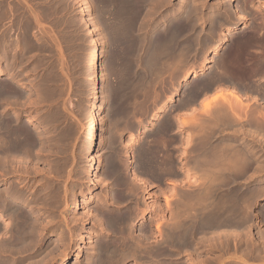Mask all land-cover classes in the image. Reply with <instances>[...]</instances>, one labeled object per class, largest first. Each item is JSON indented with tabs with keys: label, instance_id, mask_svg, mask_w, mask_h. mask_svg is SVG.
<instances>
[{
	"label": "bare ground",
	"instance_id": "obj_1",
	"mask_svg": "<svg viewBox=\"0 0 264 264\" xmlns=\"http://www.w3.org/2000/svg\"><path fill=\"white\" fill-rule=\"evenodd\" d=\"M79 1L82 4L81 5L82 11H83V14L85 16L84 19L87 21L93 20L91 22L92 24L89 25V27L87 29V33H86L87 37H86L85 43L88 46V48H90L93 51H96L95 57H94L95 77L97 80V85H98V89H99V93H100L99 96L102 97L104 100H106V96H107L106 95V88H107L106 84H108L107 83V81H108L107 80V71L108 70H107L106 65H105L104 54H103V52H101L97 48V45L99 43V41H98L99 38H96V36H95L96 30L98 29V26L96 25L97 22L95 21L96 19H94V15L92 14L91 2H89L87 0H78V2ZM180 1H181L180 7L178 6L177 8H173L171 6L172 4L170 5L169 0H119V4H120L119 9L121 12L119 10H118V12H119V15L121 14V29H120L121 30L120 31L121 32V40H120V44L119 43L118 44L120 45L121 56L120 55H118V56L122 57V59L121 58H119V59H121V61L123 60V63L126 64V66H127L133 60V59L131 61L129 60L132 56V54L130 55V53L134 52L133 53L134 65L135 66L141 65V66H145L148 68V74L147 75H148L149 82H151L152 85L157 86L158 83H163L164 85H168L170 88L172 87L171 90L168 88L170 90L169 92H165V93H167V95H165L164 99L161 100V98L159 96V98H160L159 103L158 104L155 103L156 107L153 109L154 111L152 113V118H151L150 122H152V120H155L156 117L160 113L166 112L167 109L169 110L168 103L170 101H172L176 97V95L179 93L178 86L174 85V87H173V83L184 82V81H187L189 78H192L194 80V82L191 85H186L187 87L185 88V91L183 90V96H181L182 94L179 93L180 96L183 98H180V100L178 102H176L175 106H174V104H172L174 107L165 113L166 115H164V118H162L163 121L161 123L159 122L160 124L158 123L159 125H157V127L155 126L156 128L153 129V134L151 132V134L153 135V136L152 135L151 136L153 137V139H155L156 143H155V141H154V144L152 143L153 148L150 147L151 149L149 150L148 156L145 155L146 157L145 156L143 157L141 155L142 156L141 157L139 155L140 152H137L138 155L140 156V157L139 156H137V157H139L141 159L146 158V161L145 160L143 161V163L145 162L146 166L144 167V165L141 164V162H139L140 163V164H138L139 170L142 171L143 173L149 172L147 175L152 174L157 179L162 180V181L165 180V177H168V178L170 177L171 180L169 183H170L171 187H168L167 185H165V187L162 186L163 187L162 188L160 186L161 190H160V192H158V194L150 193V195H147V196L144 195V197H142L143 193H141V192L146 191V189H145L146 185H147L146 181L142 180V179H138L136 181L137 183L136 182L132 183L133 180L130 181L128 179L127 173L125 174L124 168H126V166L122 167V165H123L122 164L121 167H118L116 165V168H115V164H114L113 165L114 168L116 170L118 169V171H116V170L115 171L118 172V174H121L122 175L121 177H123L120 180L118 178L119 175L115 176V177H117L118 180H120V183H118L116 185L118 188L116 191V194L114 193L115 194L114 196L111 194L114 197L113 200H114L115 205L112 207L108 206L109 207L108 208L107 203H105L103 200H100L101 201L100 202V208H98L96 210V215L98 216L97 219H99L98 220L99 224H97L98 231L95 232L94 235L90 236L92 246H91V249L89 248L90 250L87 249V251L89 250L88 252L86 251L87 253L83 254V255L86 254V257H85L84 263H82V264H121L123 261H125L129 258H132L133 260L135 259L136 261H138L137 259H139V261H141L143 263H147V264H172L171 261L173 259L171 258V252L175 251V253H177L178 250H180L181 248L183 250V248L185 249V247L186 248L189 247L192 251H193V249L195 250L197 248H201L202 252H207V253H211L213 251H218L217 252L218 254L214 253L216 255L214 258L211 259V261H213V263L215 262L214 260H216L218 262V264H224V260L230 259V258L234 262L240 261L243 264H248V263H246L247 259L242 258L243 256H247V255H250V256L253 255L252 256L253 259H254V257H257L256 259L260 258L261 260H264V229L261 228L262 227L261 223L264 222V185L263 186L260 185L259 188H257V186H256L255 188H257V189L247 187V183H250V182L254 181V179H255L252 176L258 174L259 171L261 172L262 168L264 167L263 166L262 168H259V167H261V165H260L261 163L258 164L257 166H256V164H255V166L253 165V160H254L253 159V152H254L253 150L254 149H252V151H250L251 149L249 150V148H251L254 145V143L255 144L257 143L258 137H261L262 140H264V136L262 135V134H264V59L259 58L260 59L259 62H257L256 65L254 64L252 66L251 63L253 61L251 60L250 57H249L250 58L249 60H251L252 62L249 61V63H245L244 61H246V60L244 59V61L242 60L244 63L242 61H241L242 63H239L240 62L239 60H241L240 58H238L240 53L237 54L233 50H231L233 52H230V49H229L230 53L229 52L223 53L221 51L223 54H219V56H218V53L220 52L221 47H223L222 45H223L224 37H221L220 39L216 37L217 38L216 39V38H214V34L217 33V30L220 31L219 29L223 27L225 21H231L230 20V18H231L230 14L227 16L226 15L222 16V13H221V12L226 13V11H228L229 9L231 10V8L226 6L227 3L225 4V6H222V9H224L223 11L219 10L220 13L218 11V13L217 12L214 14L212 13V14H209L210 15L209 17L207 16L206 21H208V23H209L208 27H209V31H210V37L209 38H201L199 35V31H198V34H196L195 36H193V34L196 31V28L201 25V22L203 23V21H205V20H203V17H197L198 14L195 17V13H197V12L194 13V11H196V9L194 10V9H192V7L190 8V6H189L190 4L188 3L190 0L189 1L188 0H180ZM220 1H222V0H220ZM222 2H220V3H222ZM220 3H218V4H220ZM196 5H197V3H196ZM228 5H229V3H228ZM246 8L244 7V9H246ZM260 8H263V7H260ZM191 9L194 10L192 12V14L194 16L191 14ZM198 9H200V8H198ZM258 9H259V6L257 8V12L259 10H261V9H259V10ZM230 10L228 12H230ZM247 10H249V9H247ZM242 12L243 11H241L239 13H242ZM246 12H248V11H246ZM263 13H261V14H263ZM258 14L260 16L259 12H258ZM257 15L256 16L252 15L255 17L254 21H256V19L258 18L259 22H256L257 24H255V25L252 24L253 28H251V30L252 29L253 30L258 29V31L260 32V30L264 29V16H260L261 17L260 18V17H257ZM248 16H249V14H248ZM232 17H233V14H232ZM254 17H253V19H254ZM233 18L235 19V17H233ZM258 19H257V21H258ZM128 21H129V24L127 23ZM252 22H253V20L251 21V23ZM229 24L230 25H228L227 27L225 26L226 27L225 29L228 31H234L237 28H239V26H240L239 23L236 21H231V23H229ZM254 27L256 29H254ZM243 28H245V27H243ZM199 29H200V27H199ZM245 29L247 30V28H245ZM206 32H208V31H206ZM255 33H256V31H255ZM206 34H208V33H206ZM258 35H259L258 39H260L261 37L264 38V36L262 35L261 32ZM260 35H262V36L260 37ZM222 36H225V35H222ZM207 37H208V35H207ZM213 38L216 41H212V40H214ZM253 38H255V37H253ZM247 40H250V39L248 38ZM251 41H252V39H251ZM262 41H263V39H262ZM211 42H214V43H212V45H211L212 47L210 48L211 53L213 54V56H217V57H215L216 58L214 61L215 63L214 62L212 63L213 65L214 64L215 65L210 66L211 68L213 67L212 70L206 72V70H204L206 65H203L204 68H202V66L198 69H194V67L191 68V64H192V66H194L193 65L194 63H192L191 60H193L194 58H197V60H199L200 55H201L200 58L203 57L201 60L202 64H206V62L208 60H207V57L205 56V53H204V55H202L203 53L201 51L204 52V50H201V49L203 48V45L205 48V46H209L211 44ZM245 43H246V41H245ZM248 43H247V45H249ZM263 44H264V42L262 43V45ZM199 47H201L200 48L201 51L198 49ZM257 48H258V46H257ZM255 49H253V50H255ZM258 52H259V49H258ZM249 53H250V51H249ZM261 53L259 54V53L253 52V54L263 55ZM242 54L244 56L248 55L246 53L244 54V51ZM249 55H251V54H249ZM191 56H193V58L190 60L191 64L189 66V64H187V62ZM1 57L2 56H0V63H1ZM257 58H258V56H257ZM257 61H258V59H257ZM193 62H194V60H193ZM185 64H187L191 69L184 71L185 70V67H184ZM195 64H196V61H195ZM124 67H125V65H124ZM207 68H208V66H207ZM122 71H123V69H122ZM1 74H2V71L0 69V75ZM144 75H145V77H147L146 74H144ZM133 78H134V76H133ZM141 79H139V81ZM143 80H145V79H143ZM145 82L148 83L147 81H145ZM145 82L143 84H141V82H139V83L141 85H144ZM139 83H138V87L140 86ZM109 84H110V82H109ZM149 84L150 83H148L146 85L149 86ZM222 85H226L225 86L226 88H227V86H231L230 87V89L232 88L231 91L230 92L228 91L230 96L228 97L227 96L228 94L224 93L223 91H220L219 94H217L219 91L217 93L215 92L216 93L215 96H213L212 99H210V101H206L204 103V107L202 106L203 108L198 109V111L199 110L203 111V112H201L203 114V117L200 120L197 119V118H199L198 115H196L198 117L192 116V117L187 118V119H182V118H186V117L180 118V116H179V115H181L180 111H179V114L178 113L175 115L170 114V112L173 111L175 108L178 110H180L181 108H186V106L188 108V106L193 104L191 102L193 98L199 96L200 94H203L207 90L213 89V91H214L215 87L219 88ZM136 86L137 85H135L134 87H136ZM184 86L185 85H183V87ZM6 87L8 89V86H5V84L3 82H0V97L4 96L5 93L8 92V91L6 92V90H5ZM240 87L242 88V91L247 90L248 92H242L240 89H238ZM139 88L138 89L135 88L132 91H135L137 93V92H139L138 91ZM166 88H167V86H166ZM226 88H225V90H226ZM158 89H160V88L158 87ZM153 90H154V88H153ZM156 90H157V88H155V91ZM150 91H152V90L150 89ZM165 91H166V89H165ZM215 91H217V90H215ZM252 92L256 93V94H254V96L256 95L257 97H259L258 101L255 100L256 101L255 105H254V101L252 102V104L254 106H252V104L250 105L251 101L249 102L248 99H246L247 97L253 98L250 96ZM10 93H11V91H10ZM131 93H132V96L135 95V94H133V92H131ZM150 93H153V91ZM207 93L208 92H206V94ZM249 93H250V95H249ZM8 94H7V96L10 95V94L9 95ZM156 94H158V90H157ZM159 94H161V93H159ZM164 94H161V95L163 96ZM158 95H154V96L156 97ZM10 96L12 97V95H10ZM205 96L206 95H204V98H205ZM3 100H5V99H3ZM153 100H155V99L153 98ZM156 101H158V100H156ZM142 103H143V101H142ZM201 103H202V101H201ZM1 104L3 105V102H1ZM1 104H0V107H1ZM123 104H125V103H123ZM169 105H170V103H169ZM99 108L102 112H104L103 104H101ZM123 109H125V108H123ZM192 109H194V108L192 107ZM127 113H128V111H127ZM129 113H131V112H129ZM183 113L184 112H182V116H183ZM132 114L133 113H131L130 115H132ZM198 114H200V112ZM132 117H133V115H132ZM161 117H163V116H161ZM100 118H102V117H100ZM5 119L7 121V118H5ZM9 119H10V117H9ZM2 120H1V122L5 121V120H3V121ZM128 121H129V119H128ZM130 121H129V123H130ZM1 122H0V124L2 125ZM129 123L127 125H130ZM132 124H133V122H132ZM132 124L130 126H132ZM184 125L186 127L188 126V128H192L191 131L188 134H186L187 136L184 135V136H186V138L184 137L186 140L185 142H187V141L189 142V140L193 141L195 139L194 140L195 143L193 145L191 144L192 150L190 149L191 147L190 148L188 147L190 149V151L186 150V151H189L187 154V156H189V157L188 158L185 157L187 159V161L184 158L185 163L177 165L179 160L177 158V156H178L176 154L177 152H175L174 149H172L174 146H172V148H170V149H167L168 151L163 152L162 155L161 154L158 155L160 153L158 149L161 147L160 149L164 150V149H166L165 147H167L166 143H169L168 145H170V143H174V141H176V140L183 142V136H181L182 134H180V133L183 130ZM191 125H193V127ZM20 126H22V125H19V127ZM5 128L8 129L7 125ZM175 128H177V130L173 131V133H172V134H174V136L170 137L169 134L172 135L170 132L172 131V129H175ZM1 129H3V128L1 127ZM1 129H0V131H2V132H0V142H2V145L0 143V169L2 168L1 169L2 172L0 171V173L2 175V173L6 174V172H3L6 170V169L3 170L4 166H6L5 164L6 163H8V164L13 163V162L9 163V161L7 160V159H11L10 158L11 155L8 156L9 158L7 157V154L8 155L11 154V153H8V150L9 149L11 150L12 148L13 149L16 148L19 145V142L22 138L20 137L21 133L19 136L17 134H15L16 131H17V133L19 132L18 129L16 131H14L15 129H13V131L15 133L13 131H10V130H9L10 132H7V130H1ZM98 129H99V120L96 117H92V119L89 123V126H88V136H87V141H86V151L87 152H93L96 149ZM126 129H127V126H126ZM11 130H12V128H11ZM25 130L26 129H24V131ZM138 130H139V128H138ZM20 132H22V131H20ZM24 134L22 133V135H24ZM26 134L28 135V133H26ZM27 135L25 137H28ZM256 136H258L257 139L255 138ZM8 137H9V139H8ZM19 137L21 139L18 141ZM25 137L23 136V139L21 141L26 140L27 138H25ZM149 139H151V138H149ZM248 139L253 141L254 143L248 144L247 143ZM157 140H159V142L161 144L159 142L157 143ZM151 141L153 142V140H151ZM151 141H150V143H149V141H147V142L149 144H151ZM192 141H191V143H192ZM26 142L28 143V140H26ZM31 142H32V140H31ZM188 142L186 143V145L188 144ZM144 144H145V142H144ZM22 145L23 144H21V142H20V146H22ZM189 145H190V143H189ZM20 146H19V149H20ZM24 146L25 145H23L22 147L24 148ZM176 146H178V145H176ZM38 147H40V146H38ZM139 147H138V150H140L144 146H141L140 149H139ZM146 148H145L146 153H144V154H147ZM184 148H186V147H184ZM38 149L41 150V148H38ZM122 149H120V150H122ZM24 150H28V149H24ZM138 150L136 149V151H138ZM24 152H26V151H24ZM157 152H158V154H157ZM33 153H34V151H33ZM20 154H19V159L21 156ZM26 154L28 155V153H26ZM121 154H122V152H121ZM184 154H186V153L184 152ZM17 155H14V156H17ZM158 156H160V157L164 156V158L161 157L162 158L161 159ZM181 157H183V156H181ZM14 158H16V157H14ZM28 158H29V156H28ZM136 159H138V158H136ZM16 160H17V158H16ZM22 160H23V158H22ZM22 160H21V162H22ZM27 160L28 159H26V161ZM12 161H14L13 158H12ZM138 161H140V160H138ZM257 161H256V163H258ZM120 164H121V161H120ZM124 164H126V163H124ZM17 165H19V164H16V166ZM135 166H137V165H135ZM23 167H24V165H23ZM33 167H34V165H33ZM135 168L137 169V167H135ZM15 169H13V170H15ZM22 169H25V167ZM22 169H21V171H22ZM258 169H260V170L258 171ZM48 170H50V169H48ZM51 170L49 172L53 171V170L52 171ZM111 170H112V172H114L112 168H111ZM249 170H251V171H249ZM18 171H20V170H18ZM39 171H41V170H39ZM248 171H249V173H247ZM25 172H26V169H25ZM13 173H14V171H13ZM108 173H110V172H108ZM22 174H24V173L22 172ZM7 175H8V172H7ZM143 175H145V174H143ZM259 175L260 174H258L257 176H259ZM29 176H30V174H29ZM111 177H112V175H111ZM126 177H127V179H126ZM242 177L245 179H243ZM107 178H110V177H107ZM129 178H131V177H129ZM113 179H115V178H113ZM132 179H134V178H132ZM12 180H13V178H12ZM14 180L16 181L17 179H14ZM30 181H32V180H30ZM37 181H38V179H37ZM184 181L188 182L189 183L188 185H191V186H189L190 188L184 187V186H187V183L184 184L185 183ZM261 181H262V179L259 178L255 182L257 184V182H261ZM8 182H9V180H8ZM114 182H116V181L114 180ZM16 183H18V182L16 181ZM22 183H24V182H22ZM22 183H21V185H22ZM111 183H112V181H111ZM9 184H10V182H9ZM35 184H36V182H35ZM42 184H43V182H42ZM44 184L47 185V183H44ZM115 184L116 183H114V185ZM142 185H143V187H142ZM48 187H47V189L46 188L45 189L49 190ZM58 187L59 186H57V188ZM112 187H114V186H112ZM251 187H254V186H251ZM142 188H143V190H142ZM26 190H27V188H26ZM42 190L43 189H41V191ZM42 193H44V192H42ZM139 193H141V196L139 195ZM259 193L261 194V197L259 199H257V196ZM31 194H33V193H31ZM52 194H54V193L52 192ZM61 194H63V193H61ZM25 195L26 194H25L24 189H22L21 187H18L17 184L16 185L13 184L10 187H8V186L6 187L4 180L0 181V242H1V246L5 249L8 248V249L17 250V244H19V243H21L22 245H26V246L30 245L31 246V244H33L37 241L40 231L44 232V231L50 229L49 224L41 223V215H40L39 209H38L39 205L43 206L44 208L47 205H49L48 204L49 201H47L49 199L48 198L49 196L46 197L48 194L46 195V193H45V194H40L37 196H35V194H33L32 196H29L28 194H27V196H25ZM139 196L143 198L142 202L139 201ZM53 197L55 199V196H51L50 199L53 200ZM151 197L153 198L152 201L150 200ZM161 198L163 199L162 202H161ZM133 199H135V201ZM147 199H149L150 201H148ZM109 200H111V199H109ZM80 201L82 202V204H84V203L87 204L89 202L88 197H86V196H83ZM108 202L111 203L112 201L111 202L108 201ZM52 203H50V204L52 205ZM55 203L57 205V201L54 202V204ZM120 203H123V204H120ZM140 204H141V207H140ZM258 206L260 208L263 207V209H258V211L256 212L253 207H258ZM69 207H70V205H69ZM94 208L92 207V209H94ZM50 212H51V210H50ZM86 213L88 214V212H86ZM139 214H141V216H138ZM83 216H85V214ZM136 217H139V224H138L139 227H137V229L134 226ZM65 220H66L65 225H67V223H71V222H68L69 218H66ZM74 220H70V221H74ZM77 220H75V221H77ZM52 226H53V224L51 225V227ZM82 226L83 225H81V227ZM254 226H257L256 231H254V229H253ZM68 228H69V226H68ZM68 228H67L68 232L61 236L62 239L60 240V243H62V244H65V242H63V240L69 236L70 231L68 230ZM61 231H63V230H61ZM199 233H201V235ZM60 234H62V233H60ZM78 234H80L79 231L78 232L75 231L73 234L74 235V240H73L74 249H73V251H76V250L80 251L81 250V246H82L80 244L81 238L78 237ZM255 236H256V239H261V240L256 242ZM52 244H54V242ZM58 246H59V244H58ZM3 248H2V251H3ZM68 248H69V246H68ZM231 248L233 249L232 255L226 256L227 254H229V251ZM188 250H185V252ZM196 251H198V250H196ZM238 251H239V255H237ZM55 253H56V251H55ZM42 254H43V252H42ZM49 255H51V254H49ZM193 255H195V254H193ZM241 255H243V256H241ZM203 256L202 257L200 256V257L203 258ZM207 256H208V254H207ZM42 257H44V256H42ZM172 257H174V256H172ZM200 257H198V258L202 264H204L206 261L209 260V259L208 260L206 259V261H205L204 259H200ZM204 257H206V256H204ZM0 258H2V257H0ZM49 258H48V260H49ZM208 258H209V256H208ZM23 259H26V258H23ZM188 259L189 258H187V262H188ZM194 259H189L190 261L187 264H193L195 262ZM253 259H250V260H253ZM260 259H259V261H260ZM37 261H39V260H37ZM40 261H41V259H40ZM175 261H172V262H175ZM177 261L179 262V260H177ZM183 261H185V260H183ZM43 262H45V261H43ZM68 263H69L68 257L65 256V257H63V259H61V261H59L58 264H68ZM132 264H134V263H132ZM136 264H137V262H136ZM177 264H182V262L177 263Z\"/></svg>",
	"mask_w": 264,
	"mask_h": 264
},
{
	"label": "rangeland",
	"instance_id": "obj_2",
	"mask_svg": "<svg viewBox=\"0 0 264 264\" xmlns=\"http://www.w3.org/2000/svg\"><path fill=\"white\" fill-rule=\"evenodd\" d=\"M87 1L91 2L92 14L94 15V19H96L95 20L97 22L96 25L98 26V29L96 30V33H95L96 38H99L98 39L99 43L97 45V48L101 52H103L104 57H105L104 58L105 59V65H106V68L108 70L107 71V80H108L107 83L108 84H106V87H107L106 88V95H107L106 100H104L102 97L99 96L100 93H99V89H98V85H97V80L95 77L94 57H95L96 51H93L90 48H88V46L85 43V40L87 37V34H86L87 29H88L89 25L92 24L91 22L93 20L87 21L84 19L85 16L83 14L82 6H81L82 4L80 1L78 2V0H0V52H1L0 56H2L1 57V63H0V69L2 71V74L0 75V80H1L0 82H3L5 84V86H8V89H7V87L5 89L6 92L7 91L8 92L5 93L4 96L0 97V104H1V102H3V105H4L3 106L1 104V107H0V109H1L0 115L3 117L2 118L0 116V122L2 119L5 120V121L2 120L3 122H1V123L3 126L0 124V129L2 127L3 129H1V130H7V132L13 131V129H15L14 131H16L18 129L19 134L17 133V131H16V133L14 131L13 132L15 134H17L18 136L21 133L20 137L22 139H23V136L25 137L27 135L26 133H28V135H27L28 137H25V138H27L26 140H28V143L26 142V140L21 141L22 139L20 137L18 138V141L21 139L20 140L21 144L25 145L24 148L22 147L23 145L20 146V142H19V145L16 148H14V149L12 148L13 150L12 149L8 150V153H11V154H9V155L7 154V157L11 155L10 156L11 159H7V160L9 161V163L10 162H13V163H10V164L6 163L5 164L6 166H4L3 170L4 169H6V170L3 172H6V174L2 173V175H1V173H0V179H1L0 181L4 180L6 187L7 186L10 187L13 184L14 185L17 184L18 187H21L22 189H24L25 194H26L25 196H27V194L29 196H32L33 194H35V196H37V195L46 193V195L48 194L46 197L49 196L48 197L49 199L47 201H49L50 203H52L57 198L54 201V202L57 201V205H56V203L54 204V202L52 203V205L48 202L49 205H47L45 208L43 206H40V205L38 206L39 207L38 208L39 213L41 215V223L49 224L50 229H48L44 232L40 231L38 239L35 243L31 244V246L30 245L29 246L22 245L21 243H19L20 245L17 244V250H15V249L3 248L1 246V242H0V247H1L0 248V257L3 258V259L0 258L1 264L2 263L3 264H29V263L30 264H58L59 261H61V259H63V257H65V256L68 257V260H69L68 264H72V263L73 264H82V263H84L86 254L85 255H83V254L87 253L91 249V246H92L90 236L94 235L95 232L98 231L97 224H99L98 223L99 219H97L98 216L96 215V210L98 208H100V202H101L100 200H103L105 203H107V207L108 206L112 207L115 205L114 200H113L114 199L113 196L116 194V191L118 189L116 185L118 183H120V180L123 178V177H121L122 176L121 174H118V172H116V171H118V169L117 170L115 169L116 165L118 167H121L122 164H123L122 167L126 166V168H124L125 174L127 173L128 179L130 181L133 180L132 183H135L138 179H142V180L146 181V183H147L146 188H145L146 191L141 192V193H143L142 197H144V195H146V196L150 195V193L158 194V192H160V190H161L160 186L165 187V185H167L168 187H171V185L169 183L171 180L170 177L169 178L165 177V180L162 181V180L157 179L152 174L147 175L149 172L143 173L142 171H140L138 164H140L139 162H141V164H143L145 167L146 164H145V162L143 163V161L144 160L146 161V158L141 159L139 157L141 155L143 157L145 155L148 156L149 150L151 148H153L152 143L154 144V141H155V139H153V137H152L153 136L152 135L153 129H155L157 127V125H159L163 121L162 118H164V115H166L165 113L168 112L170 109H172L175 106L176 102H178L180 100V98H183L181 96H183V90L185 91V88L187 87L186 85L193 84L194 80L192 78H189L187 81H184V82L173 83V87H174V85L178 86L179 93H181L182 95L180 96V94L178 93L176 95V97L172 101L169 102L170 105L168 103L169 110L167 109L166 112L160 113L161 114V115L159 114L160 116L158 115L155 120H152V122H150V120L152 118V113L154 111L153 109L156 107V104L159 103L160 98H161V100L164 99L165 95H167V93H165V92H169L172 87L170 88L168 85H164L163 83H158L157 86L152 85L151 82H149L148 75H147L148 74V68L145 66L137 65V64L136 65L138 67L134 65V61H133L134 60V58H133L134 52L130 53V55L132 54V56L129 60L131 61L133 59L132 60L133 62L131 61L130 64H128L129 66L128 65L126 66V64L123 63V60L121 61L122 57H120L121 54H120V45H119L120 40H121V32H120L121 31L120 30L121 29V14L119 15V12H118V10L120 11L119 0L118 1L117 0H87ZM169 1H170V5L172 4L171 6L173 8H177L178 6L180 7V3H181L180 0H172V1L169 0ZM222 1H220V0H190L188 2L190 4L189 5L190 8L192 7V9H194V10L196 9V11L191 9V14L193 11H194V13L197 12V13H195V17L198 14L197 17H203V20H205V21H203V23L201 22V25L199 26L200 29H199V27L196 28L197 32L195 31L193 36L198 34V31H199V35L201 38H209L210 37V31H209V27H208L209 23H208V21H206L207 16L209 17L210 16L209 14H212V13L213 14L216 12L218 13L219 10L223 11L224 9H222V6H225V4L227 3L226 6L231 8V10L229 9L230 12H228L229 11L228 10V11H226V13L221 12L222 16L223 15L227 16L230 14V16H231L230 20L238 22L240 26H239V28H237L234 31H228L225 28L228 25H230L229 23H231V21H225L223 27L219 29L220 31L217 30L218 34L217 33L214 34V38L217 37L220 39L221 37H224V41H223V45H222L223 47H221L220 52L218 53V56H219V54L229 52V49H230V52L235 51L237 54H239L237 51L241 50L243 48H240L239 45L235 44V43L237 41L243 39V38L250 37V36L252 37V36L258 34V32H259L258 29L257 30H253V29L251 30V28H253L252 24L255 25V24H257L256 22H259V19L257 17L264 16V13H263L264 12V9H263L264 8V4H263L264 0H224L223 2ZM242 1L245 4H247L246 9H249L248 12H244V11L242 13H239L241 11L233 12L232 11L233 3L237 2V4H242ZM220 2H222V3H220ZM196 3H197V5H196ZM218 3H220V4H218ZM228 3H229V5H228ZM248 4H249V7H248ZM258 6H259V9H261L263 11L262 12L261 10L258 9L260 16L257 12ZM260 7H263V8H260ZM198 8H200V9H198ZM219 13H220V11H219ZM261 13H263V14H261ZM232 14H233V17H235V19L232 17ZM248 14L250 17L248 16ZM252 15H255V16L257 15L256 18L258 19V21H257V19H256V21H254L255 17ZM253 17H254V19H253ZM252 20L254 23L253 22L251 23ZM127 23L129 24V21ZM243 27L247 28V30ZM254 29H256V28L254 27ZM263 30L264 29H262V31ZM206 31H208V32H206ZM255 31H256V33H255ZM206 33H208V34H206ZM207 35H208V37H207ZM222 35H225V36H222ZM212 41H216V40L214 39ZM212 43H214V42H211V44L209 46H205V48L203 45V48L201 50H204V52L200 50L201 47L198 48L203 53L202 55H204V53H205V56L207 57V60H208L206 62V64H202L201 60L203 57L200 58L201 55L199 57V60H197V58H194L193 59L194 62H193V60H191L193 58V56H191L189 58L187 64H189V66H190L191 61H192V63H194L193 64L194 66H192V64H191V68L194 67V69H198L201 66H202V68H204L203 65H206L205 69H204V70H206V72L212 70L213 67L211 68L210 66L213 65L212 63L215 61V59H216L215 57H217V56H213V54L211 53L210 48L212 47L211 46ZM242 46L254 47V45H242ZM231 50H233V51H231ZM246 54H248V53H246ZM249 54H251L252 56ZM249 54L244 56L242 53H240L238 56V58L241 59V60H239L240 61L239 63H242L244 61V59L246 60V61H244L245 63H249V61L252 60L253 62L251 61L252 62L251 64L253 66L254 64L256 65L257 62H259V60L261 58L264 59L263 58L264 53H261L263 55H259L260 53L259 54L249 53ZM118 55H120V56H118ZM257 56H258V58H257ZM249 57L251 58V60H249L250 59ZM119 58H121V59H119ZM257 59H258V61H257ZM195 61H196L197 65L195 64ZM187 64H185V66H184L185 67L184 71L191 69ZM124 65H125V67H124ZM207 66H208V68H207ZM122 69H123V71H122ZM144 74H146L147 77H145ZM133 76H134V78H133ZM138 78L139 79L142 78V79L139 81ZM143 79H145V80H143ZM143 81L144 82L147 81L148 83H150L149 86L146 85V84H148L146 82L144 85H141L144 83ZM109 82H110V84H109ZM139 82H141V84ZM138 83L141 86V87L139 86L140 88L138 87ZM135 85H137V86L134 87ZM183 85H185V86L183 87ZM166 86H167V88H166ZM222 86L221 87L223 89L221 87H219L220 89L218 87H215L216 89L214 88V91H213V89L207 90L204 92L205 94L204 93L200 94L201 96L199 95V97L203 96L202 97L203 100H201L202 103L200 102L199 104H196V103L191 104V106L194 105V109H192L190 107H188V108L186 107V108H181L180 110H178L175 108L173 111L170 112V114L171 115H173V114L175 115L177 113L179 114V111H180V114H181V115H179L180 118L186 117V118H182V119H187V118H190L192 116L195 117L196 115H198L199 118H197V119L200 120L203 117V114L201 113L203 111H200V110L198 111V109L203 108L204 103L206 101H210V99H212V97L215 96V94L218 91L219 92L217 94H219L220 91H223L224 93L228 94L227 95L228 97L230 96L228 91L229 92L231 91V89H232V88L230 89L231 86H227V88L225 87L226 85H222ZM158 87L160 89H158ZM224 87L226 88V90ZM135 88L136 89L139 88V90H138L139 92L136 93L135 91H132ZM153 88H154V90H153ZM155 88H157L158 94L159 93H161V94L165 93V94L163 96L161 94H159V95L156 94L157 90L155 91ZM150 89L153 91V93H150V92H152V91H150ZM165 89H166V91H165ZM9 90L11 91V93ZM215 90H217V91H215ZM131 92H133V94H135V95L132 96ZM206 92H208V93L206 94ZM8 93L10 95H12V97ZM7 94L9 96H7ZM254 94H256V93L252 92L251 95L249 93V95L253 98H248V97L246 98V99H248L249 102L251 101L250 105L252 104L253 101H254V105H255L256 101H258L259 97H257L256 95L254 96ZM154 95H158V96H156L158 99ZM204 95H206L205 98H204ZM159 96H160V98H159ZM153 98L155 100H153ZM3 99H5V100H3ZM156 100H158V101H156ZM142 101H143V103H142ZM123 103H125L126 105ZM99 104L100 105L103 104L104 112H102L100 110ZM172 104H174V106ZM254 105L252 104V106H254ZM123 108H125V109H123ZM127 111H128V113H127ZM129 112L133 113L132 114L133 117H132V115H130L131 113H129ZM182 112H184L183 116H182ZM199 112H200V114H198ZM161 116H163V117H161ZM198 116H196V117H198ZM9 117H10V119H9ZM92 117L98 118L99 129H98V134H97L95 151L87 152L86 151V141H87V136H88V126H89V123H90ZM100 117H102V118H100ZM5 118H7V121ZM128 119H129V121L131 120L130 123H129ZM132 122H133V124H132ZM128 123L130 125L132 124V126L127 125ZM6 125H7L8 129L5 128ZM19 125H22V126L19 127ZM193 125H191V126L193 127ZM126 126H127V129H126ZM11 128H12V130H11ZM138 128H139V130L140 129L141 130L139 131ZM24 129H26V130L24 131ZM191 129L192 128H188V126L186 127L184 125V128L180 133V134H182L181 136H183V142L176 140L179 144L176 141H174V143H170V145H168L169 143H166L167 147H165L166 148V149H164L165 151L163 149H160L161 148L160 147L158 149L160 153L158 154V152H157V154L162 155L163 152L168 151L167 149H170V148H172V146H174L172 149H174V151L177 152L176 154L178 155L177 158L179 160L177 165L182 164L185 161L184 158L189 157V156H187V154L190 151V149L192 150V145L195 143L194 138H193L194 139L193 141L192 140H189V142L187 141L188 142L187 145H186L187 142H185L186 141L185 138L187 136L186 134H188L191 131ZM175 130H177V128L172 129V131L170 133L172 134L173 131H175ZM20 131H22V132H20ZM0 132H2V131H0ZM151 132H152V134H151ZM22 133L23 134L25 133L26 135L25 134L22 135ZM184 135H186V136H184ZM262 135L264 136V134H262ZM169 136L172 137V136H174V134H172V135L169 134ZM257 137L258 136H256L255 138L257 139ZM149 138H151V139H149ZM8 139H9V137H8ZM33 139L34 140L36 139V140L34 141ZM31 140H32V142H31ZM151 140H153V142ZM147 141H149V143L151 141V144H149ZM191 141H192V143H191ZM247 141H248L247 142L248 144L254 143L253 141H251L249 139ZM144 142H145V144H144ZM158 142H159V140H157V143ZM0 143L2 145V142H0ZM155 143H156V141H155ZM189 143H190V145H189ZM140 145L144 146V147L141 148ZM176 145H178V146H176ZM254 145L252 146L253 148L252 147L249 148V150L251 149L250 151H252V149H254L253 150L254 151L253 152V159H254L253 165L255 166V164H256V166H257L258 164L261 163L260 164L261 167H259V168H262L264 166V140H262L261 137H258L257 143L256 144L254 143ZM19 146H20V149H19ZM38 146H40V147H38ZM138 147H139V149L141 148L142 150L141 149H140L141 151L138 150ZM184 147H186V148H184ZM188 147L189 148L191 147V148L189 149ZM38 148H41V150ZM135 148L138 151H136ZM145 148L147 150V154H144V153H146ZM24 149H28V150H24ZM120 149H122V150H120ZM23 150L26 152H24ZM186 150H189V151H186ZM33 151H34V153H33ZM180 151L181 152L183 151V152L181 153ZM121 152H122V154H121ZM137 152H140V154H139L140 156L138 155ZM184 152L186 154H184ZM26 153H28V155ZM19 154L21 155L20 159H19ZM14 155H17V156H14ZM28 156H29V158H28ZM137 156H139V157H137ZM181 156H183V157H181ZM14 157H16L18 161ZM21 157L23 158V160ZM24 157L25 158L27 157L26 159H28L29 161L28 160L26 161V159ZM158 157H160V156H158ZM12 158L14 161H12ZM136 158H138V159H136ZM162 158H164V156ZM21 160H22V162H21ZM138 160H140V161H138ZM120 161H121V164H120ZM256 161L258 163H256ZM124 163H126V164H124ZM16 164H19V165L16 166ZM114 164H115V168L113 166ZM23 165L26 169V172H25V169H22V168H24ZM33 165H34V167H33ZM135 165H137V166H135ZM135 167H137V169ZM111 168L113 169L114 172H112ZM1 169H0V171H1ZM13 169H15V170H13ZM21 169H22V171H21ZM48 169H50V170L52 169L53 171L51 170L52 172H49L50 170H48ZM18 170H20V171H18ZM39 170H41V171H39ZM259 170L260 169H258V171ZM13 171H14V173H13ZM249 171H251V170H249ZM249 171L247 173H249ZM7 172H8V175H7ZM22 172L24 174H22ZM108 172H110V173H108ZM29 174H30V176H29ZM143 174H145V175H143ZM258 174H260V175L257 176ZM258 174L252 176L255 179H254V181L247 183V187L255 188L257 186V188H259L260 185L261 186L264 185V167L262 168L261 172L260 171L258 172ZM111 175H112V177H111ZM115 176H118V178L120 180H118L117 177H115ZM107 177H110V178H107ZM129 177H131V178H129ZM12 178H13V180H12ZM113 178H115V179H113ZM132 178H134V179H132ZM259 178H261L262 181L257 182V184H258L257 185L255 181L258 180ZM14 179H17L16 181L19 184L16 183V181ZM37 179L39 182L37 181ZM126 179H127V177H126ZM243 179H245V178H243ZM8 180H9L10 184H9ZM30 180H32V181H30ZM114 180L116 182H114ZM41 181L43 182V184ZM111 181H112V183H111ZM22 182H24V183H22ZM35 182L37 185L35 184ZM113 182L116 184L114 185ZM184 182H185L184 184L187 183V186H184L185 188L191 186V185H188L189 184L188 182H186V181H184ZM21 183H22V185H21ZM44 183H47V185ZM57 186H59V187L57 188ZM112 186H114V187H112ZM251 186H254V187H251ZM47 187L49 188V190H46ZM142 187H143V185H142ZM26 188H27V190H26ZM257 188H255V189H257ZM41 189H43V190L41 191ZM142 190H143V188H142ZM28 191L29 192L31 191V192L29 193ZM42 192H44V193H42ZM52 192L54 194H52ZM31 193H33V194H31ZM61 193H63V194H61ZM141 193H139L140 196H141ZM259 194L257 196V199H259L261 197V194L260 195ZM51 196H55V199H54V197H53V200L50 199ZM83 196L88 197L89 202L87 204H85V203L82 204V202L80 201ZM140 196H139V201L142 202L143 198ZM109 199H111V200H109ZM149 199H147V200L152 201L153 198L151 197V199L150 200ZM133 200L135 201V199H133ZM162 200L163 199L161 198V202H162ZM108 201H110V202L112 201V202L109 203ZM120 204H123V203H120ZM69 205H70V207H69ZM92 207L93 208L95 207V208L92 209ZM140 207H141V204H140ZM253 208L255 209L256 212L258 211V209H263V207L260 208L259 206L253 207ZM50 210H51V212H50ZM86 212H88V214ZM84 214H85V216H83ZM138 216H141V214H139ZM66 218H69L68 222H71V223H67V225H65V223H66L65 219ZM136 218H135V225L134 226L137 229V227H139V225H138L139 224V217H136ZM74 219L77 220L78 222L75 221ZM70 220H74V221H70ZM52 224H53V226L51 227ZM81 225H83V226L81 227ZM261 225H262L261 228L264 229L263 228L264 222L261 223ZM68 226H69V228H68ZM67 228L70 231V233H69V236L63 240V242H65V244H62V243H60V240L62 239L61 236L68 232ZM253 229H254V231H256L257 226H254ZM61 230H63L64 232ZM75 231L80 232V234H78V237L81 238L80 244L82 245L80 251H78V250L73 251V249H74V244H73L74 235L73 234ZM60 233H62V234H60ZM199 234L201 235V233H199ZM255 239H256V236H255ZM260 240L261 239H256V242L260 241ZM53 242H54V244H52ZM58 244H59V246H58ZM68 246H69V248H68ZM2 248H3V251H2ZM87 249H89V250L87 251ZM231 249H230L231 252L229 251V254H227V255L225 254L226 256L232 255L233 249L232 250ZM185 250H188V251L185 252ZM196 250H198V251H196ZM55 251H56V253H55ZM193 251L189 247H187V248L185 247V249L183 248V250L181 248L180 250L177 251V253H175V251H172L171 252V258L173 259L172 261H175V260L176 261L175 262L171 261V263L177 264V263L182 262V264H187L190 261L189 259L195 258L194 259L195 262L193 264H202L199 261L198 257H200V256L202 257L204 255L206 257L203 256V258L200 257V259H204L205 261H206V259L207 260L209 259L204 264H214V263L218 264V262L216 260H214L215 261L214 263H213V261H211V259L214 258L216 255L214 253H217L218 251H213L211 253H207V252H202L201 248H197L195 250L193 249ZM42 252L44 255L42 254ZM49 254H51V255H49ZM193 254H195L196 256ZM207 254H208L209 258L207 256ZM237 255H239V251H238ZM42 256H44L45 258ZM172 256H174V257H172ZM241 256H243V255H241ZM252 256L247 255V256H243L242 258L247 259L246 263H248V264H264V260H261L260 258L256 259L257 257H254V259H253ZM186 257L189 258L188 262H187ZM23 258H26V259H23ZM48 258H49V260H48ZM40 259H41V261H40ZM250 259H253V260H250ZM259 259H260V261H259ZM37 260H39V261H37ZM137 260L138 261H136L135 259L133 260L132 258H129V259L123 261L121 264H132V263L136 264V262H137V264H147V263H143V262L139 261V259H137ZM177 260H179V262ZM183 260H185V261H183ZM43 261H45V262H43ZM232 261L233 260L231 258L226 259V260H224V264H243L240 261H238V262L237 261L232 262Z\"/></svg>",
	"mask_w": 264,
	"mask_h": 264
},
{
	"label": "flooded vegetation",
	"instance_id": "obj_3",
	"mask_svg": "<svg viewBox=\"0 0 264 264\" xmlns=\"http://www.w3.org/2000/svg\"><path fill=\"white\" fill-rule=\"evenodd\" d=\"M236 4V5H235ZM244 4V5H243ZM240 6V7H239ZM248 6H249V4H248ZM233 8H232V11L233 12H238V11H244V12H246V11H248L247 9H244V7L246 8L247 7V4H245L244 2H242V4H237V3H233V6H232ZM239 7V8H238ZM236 8V9H235ZM242 9V10H241ZM235 10V11H234ZM246 10V11H245ZM260 32L262 33V35L264 36V31H262V30H260ZM259 32V33H260ZM258 33V34H259ZM258 34H256L255 36H250V37H247L246 39L245 38H243V39H241V40H239V41H237L235 44H238L239 45V47L240 48H243V49H241V50H238L237 52L238 53H243V51H244V53H249V51H250V53L252 52H254V53H264V44L262 45V43L264 42V38L263 37H261L262 35H260V39H258L259 38V35ZM258 35V36H257ZM253 37H255V38H253ZM250 39V40H247V39ZM251 39H252V41H251ZM262 39H263V41H262ZM245 41H246V43H245ZM258 41V42H257ZM262 41V42H261ZM241 42V43H240ZM249 42V43H248ZM251 42V43H250ZM253 42V43H252ZM247 43L249 44V45H254V47H246V46H242L243 44L244 45H247ZM256 43V44H255ZM260 43V44H259ZM258 44V45H257ZM263 47H262V46ZM257 46H258V48H257ZM256 48V49H255ZM253 49H255V50H253ZM258 49H259V52H258ZM261 50V51H260ZM246 51V52H245ZM256 51V52H255ZM238 89H240L241 91H242V88L240 87V88H238ZM250 91V90H249ZM242 92H248L247 90H243ZM201 100H202V97H199V96H197V97H195V98H193L192 99V103H196V104H199L200 102H201ZM187 107V106H186ZM188 107H190V108H194V105L193 106H188ZM187 161V160H186ZM183 163H185V161L183 162Z\"/></svg>",
	"mask_w": 264,
	"mask_h": 264
}]
</instances>
